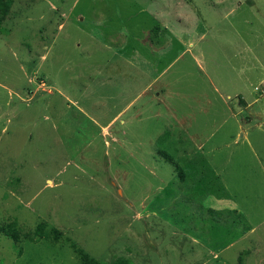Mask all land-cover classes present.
I'll list each match as a JSON object with an SVG mask.
<instances>
[{"label": "rangeland", "instance_id": "1", "mask_svg": "<svg viewBox=\"0 0 264 264\" xmlns=\"http://www.w3.org/2000/svg\"><path fill=\"white\" fill-rule=\"evenodd\" d=\"M1 27L0 264H264V0H11Z\"/></svg>", "mask_w": 264, "mask_h": 264}, {"label": "trees", "instance_id": "2", "mask_svg": "<svg viewBox=\"0 0 264 264\" xmlns=\"http://www.w3.org/2000/svg\"><path fill=\"white\" fill-rule=\"evenodd\" d=\"M10 5H11V0H0V31H3V28L1 27V23L4 17L6 16ZM162 136L165 138L166 133H163ZM160 142L162 141L159 139L158 143ZM157 151L159 152V154H161L162 157H164L167 160H170L169 159L170 155L168 153H166L162 149L161 150L159 149ZM43 226L44 223L42 222L36 224L33 233L39 236L42 233ZM1 230L3 231L4 234L11 237L13 240L16 241L18 239L17 232L14 230L12 225H7L6 228H2ZM51 231H52V239L55 240L57 238L58 231L55 228H51ZM32 236L33 235H26V238L28 240H32L33 239ZM69 245L73 249L79 264H130V261L124 257H116L110 262L102 261L88 255L85 251H83L71 240L69 241Z\"/></svg>", "mask_w": 264, "mask_h": 264}, {"label": "crops", "instance_id": "3", "mask_svg": "<svg viewBox=\"0 0 264 264\" xmlns=\"http://www.w3.org/2000/svg\"><path fill=\"white\" fill-rule=\"evenodd\" d=\"M163 27L161 26V29H160V32H163ZM149 45L150 46H153L150 42H149ZM167 45V44H166ZM165 47V46H164ZM163 47V49L164 50H166L165 48ZM158 48H160V47H158ZM193 53H196V54H198L199 56H197V55H193L194 57H196L197 59H199L198 57H203L202 55H201V53H200V49L199 48H192V50H191ZM116 54H118L119 55V57H121L122 59H124L125 58V55H124V53H119V52H116ZM133 54V55H132ZM131 59L130 60H128L129 58L128 57H126V60H127V63H132V62H134V60H136L138 57H139V55H138V53L135 51V50H133L132 51V53H131ZM132 59H134L133 61H132ZM157 86H159V85H157ZM145 90V87H143L142 88V91H144ZM164 108H167V106L165 105L164 106ZM182 118H185V117H182Z\"/></svg>", "mask_w": 264, "mask_h": 264}]
</instances>
